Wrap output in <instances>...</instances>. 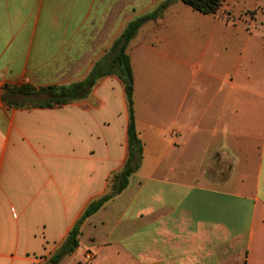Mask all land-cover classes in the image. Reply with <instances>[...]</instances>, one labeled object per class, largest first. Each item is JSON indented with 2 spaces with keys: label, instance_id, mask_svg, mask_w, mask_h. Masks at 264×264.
Here are the masks:
<instances>
[{
  "label": "crops",
  "instance_id": "obj_1",
  "mask_svg": "<svg viewBox=\"0 0 264 264\" xmlns=\"http://www.w3.org/2000/svg\"><path fill=\"white\" fill-rule=\"evenodd\" d=\"M163 1L0 0V264L55 253L128 155L116 75L52 108L11 106L2 87L85 79L125 25ZM243 1L203 14L172 0L138 29L127 51L141 164L58 264H264V2L237 9ZM138 55L171 61L162 118L137 108Z\"/></svg>",
  "mask_w": 264,
  "mask_h": 264
},
{
  "label": "trees",
  "instance_id": "obj_2",
  "mask_svg": "<svg viewBox=\"0 0 264 264\" xmlns=\"http://www.w3.org/2000/svg\"><path fill=\"white\" fill-rule=\"evenodd\" d=\"M180 1L200 13L214 14L225 0ZM171 2L172 0H165L160 3L154 11L130 20L115 39L109 51L95 63L85 79L67 85H49L38 89L29 83L18 85L6 84L2 87L4 93L1 95V99L11 106L52 108L85 98L97 81L106 75H116L123 85L128 111L127 158L122 168L111 176L107 191L102 196L92 200L86 206L82 215L70 229L57 251L41 264H58L63 257L72 254L79 245V235L83 221L102 208L109 200L120 194L127 187L130 176L141 164L143 157V143L136 128L134 113V76L127 49L129 42L135 36L141 25L149 20L161 17L163 10ZM40 94H43L45 97L35 99V96ZM15 95L22 96L24 100L19 101L11 98Z\"/></svg>",
  "mask_w": 264,
  "mask_h": 264
},
{
  "label": "rangeland",
  "instance_id": "obj_3",
  "mask_svg": "<svg viewBox=\"0 0 264 264\" xmlns=\"http://www.w3.org/2000/svg\"><path fill=\"white\" fill-rule=\"evenodd\" d=\"M136 3L138 2L145 6L147 5L150 0H135ZM261 4H263L264 0H258ZM255 0H244L242 3L237 5L238 8H251L253 7V3ZM176 5V4H175ZM179 5H184L183 2H179ZM141 8V7H138ZM262 7L253 8L246 12V14L252 17H255L258 11H262ZM261 16V14H260ZM170 14L167 15V22L169 26L166 30H164L165 37H170ZM170 40V38H167ZM139 53V52H138ZM137 65L138 69V86L136 92V104L139 112L149 119H157L164 117L160 112L157 115L156 104L157 101L162 96H166L168 92H170L171 88V77H172V64L169 59H159L156 56L151 55L149 59L144 58L143 56L138 55ZM44 95H36L35 99H41ZM17 100L23 101L24 98L18 95ZM114 102L116 104L117 111L123 108V98L122 92L117 91ZM160 102V101H159ZM138 234V231L136 232ZM134 241V240H133Z\"/></svg>",
  "mask_w": 264,
  "mask_h": 264
},
{
  "label": "built area",
  "instance_id": "obj_4",
  "mask_svg": "<svg viewBox=\"0 0 264 264\" xmlns=\"http://www.w3.org/2000/svg\"><path fill=\"white\" fill-rule=\"evenodd\" d=\"M84 257H85L86 263H91L94 258V254L91 251H86Z\"/></svg>",
  "mask_w": 264,
  "mask_h": 264
}]
</instances>
